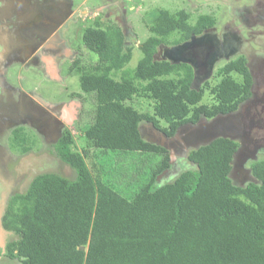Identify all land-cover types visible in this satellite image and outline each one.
Listing matches in <instances>:
<instances>
[{"label":"trees","instance_id":"16d2710c","mask_svg":"<svg viewBox=\"0 0 264 264\" xmlns=\"http://www.w3.org/2000/svg\"><path fill=\"white\" fill-rule=\"evenodd\" d=\"M188 15L157 11L134 67L127 66L132 49L117 25L82 29V43L97 56L95 64L77 68L80 89L95 100L82 132L87 145L151 154L157 162L127 195L93 168L99 158L86 147L73 149V136H64L56 153L72 176L39 174L10 197L2 218L12 234L4 243L7 257L19 264H264V158L252 160L240 181L231 172L239 144L220 136L189 150L191 165L160 184L156 177L169 166V152L140 131L146 122L172 137L200 115L226 114L249 96L242 55L223 61L216 80L199 90L191 87L190 65L155 56L172 32L179 35L175 43L199 33L201 22H215L204 18L192 26ZM206 91L211 105L200 103ZM138 96L152 101L151 114L130 103Z\"/></svg>","mask_w":264,"mask_h":264},{"label":"flooded vegetation","instance_id":"af4514ba","mask_svg":"<svg viewBox=\"0 0 264 264\" xmlns=\"http://www.w3.org/2000/svg\"><path fill=\"white\" fill-rule=\"evenodd\" d=\"M198 1L195 0L196 3ZM258 1L260 0H254L252 4L244 1L232 7L228 3L231 15L221 25H218V15L197 9L198 4L192 12L186 11L185 6L174 8L175 11L184 10L190 13L187 21L192 26H196L204 18H215L211 25L204 26L201 22V31L195 35L206 32L218 39V42L223 35H237L241 42L239 52L228 59L218 60L210 76L196 89L209 86L211 80H216L217 67L223 61L239 55L245 58L250 75V93L231 111H237L241 115L246 128L238 140H235L239 146L231 171L240 181L248 178H244L246 174L245 170H242L247 160H255L258 154L264 153V1L254 7ZM200 3H203V0ZM137 5L148 7L146 0H0V194L8 185L9 199L15 193L27 190L29 184L25 189L21 187L25 176L16 175V164L24 156L49 157L56 167L50 166L52 164L48 162L46 166L53 169L49 168L46 173L72 176L70 167L57 155L56 146L64 136L71 134L76 128L82 105L79 94L71 92L68 93L67 100L51 101L52 93L41 95L37 92L41 86L40 81L33 82L32 86L28 87L29 77L36 78L41 75L51 81L63 83L62 72L65 71L64 74L68 76L76 71L79 75L77 68L83 65H80L77 59L78 44H71V38H76L75 32L79 31V28H99L95 24L100 22L104 10L110 7L115 8L114 11L121 10V24L125 25L128 23L129 14H136V9L140 7ZM163 9L174 12L168 8ZM90 13H93V16ZM223 15L224 13H221L220 16ZM141 23L146 29L151 25L148 21ZM117 26L123 33L124 45H131V42L127 41L129 31ZM173 34L174 32L170 35ZM177 36L179 35L175 37ZM188 39L172 43L170 46ZM164 46L167 44L158 45L155 53L157 58L162 56ZM209 50L211 48L203 42L199 46L189 48L184 56L200 63L206 58ZM200 69L203 71V66H200ZM209 95L211 101L201 104L211 105L213 97L210 93ZM214 117L200 115L196 123ZM141 126L145 124H140V131ZM22 129L29 130L31 135L23 134ZM188 151L178 154H184L186 157ZM163 172L164 170L160 173Z\"/></svg>","mask_w":264,"mask_h":264},{"label":"rangeland","instance_id":"374dc122","mask_svg":"<svg viewBox=\"0 0 264 264\" xmlns=\"http://www.w3.org/2000/svg\"><path fill=\"white\" fill-rule=\"evenodd\" d=\"M184 1L185 2L182 3L181 0H146L148 7L145 8L142 5L141 6L137 5L140 7L136 9L137 10L136 14H134L133 16L129 14L128 23H125V25L121 24L122 16L120 15H123V13H120L121 10L117 9V11H114L115 8L110 7L107 10H104L103 15L101 16L102 21L100 20V22L96 23L95 26L105 29L107 26L119 25L121 28L124 27L129 31V34L127 36L128 37L127 41L131 42V45H129V47H131L132 49V58L130 62L127 64V66L134 67L138 59L142 55V47H141L143 45L142 43H144V41H146L147 37L150 35V32L148 31V29L143 27L141 25L142 24L141 22L148 21L149 23H152L154 16L159 9L168 8L171 11H173L175 7L179 8V7L185 6L186 11L192 12V10L196 8L195 7L196 4H198L197 9H202V11H209L213 15H218V21H219L218 25H221L231 15L227 7L228 3L232 7V6H238L239 3L244 2V1H247L250 4L254 2V0H239V1H236V0H203V3H204L203 4V3H200L201 0H199L197 3L195 2V0H184ZM263 1L264 0H260L256 2L254 4V7L258 3H261ZM209 5H211L210 8L208 7ZM221 13H224L223 17L220 16ZM90 15L93 16V13H90ZM81 31H82V28H79V31L75 32L74 35H76V38L75 37L71 38V44L73 43L78 44L77 59L79 61V64L88 67L97 62V58H96L97 56L92 51L87 49V47L82 43ZM177 34L178 33H174L173 35H170L166 39L168 41V43H166L167 46H170L172 44L171 39H174ZM248 52L249 54H251L249 49H248ZM64 72L61 73V75L63 76V80H64L63 83H59L58 81H54V80L51 81L40 75L36 78L29 77L28 84L30 86L28 87H31L33 82L35 83L36 81H40L41 86H39V89H37V92L41 95H47L49 93H52V96H50V98L52 99L51 101L67 100V98L69 97L68 93H71V92H77L79 94L78 98L81 101L82 105H81V110H80V115H79L80 117H79V120L77 121L76 128L73 129L71 133L74 138V144L72 148L77 151H80L83 147H86L87 149H89L90 154L93 155L95 159L99 158L96 161L97 164H95L93 168L95 169L99 168V170L102 169V172H104L105 178L108 181H111L112 183H114V185L118 189L123 190V192H125L127 195H132L133 192L137 189L138 185L140 184L141 179H142L141 177H145V178L148 177L150 171L152 170L151 166L155 165V163L157 162V159L156 160L153 159L151 157V154H146L147 156L144 154H139V153H129L127 155L126 154L117 155L112 152H104L92 146H88L85 138L82 136V132L92 122L94 104H95L94 96L93 94H90V93L89 94L84 93L80 89L79 75L76 71L69 73L68 76L65 75ZM213 82H214V79L211 80V84ZM210 98L211 97L209 93L205 92L200 103H205V102L209 103L211 101ZM130 103L140 112L149 113V114L152 113V101L147 99L146 97H139V96L134 97V99L131 100ZM143 123L146 126V127L141 126V129H142L141 132L143 136L144 137L151 136L152 134H151V129L149 127V123L141 122V124ZM159 123H160V126H164L165 124L163 120H160ZM149 129H150V132H149ZM157 130L158 132H161V130L159 129ZM22 132L23 134L31 135L30 131L27 129H22ZM259 158H264V153L258 154L257 159ZM172 162H173L172 166H171V163H169V166L165 170L170 169L171 173H174V176L181 169H184L187 166L191 165L190 163H188L184 155L183 157L181 155H177V157H175ZM250 162L251 161L247 160V162L242 166V170L243 169L245 170L244 172H246V169L247 167H249ZM163 177L161 176V173H159L156 177V179L158 180L160 184L165 181H170L173 176L169 174ZM8 200H9V197H8ZM1 225L3 229L2 231H0V264H19V260H17L16 258H9L7 257L5 253V248H4L3 243L5 242L6 239L12 238V234L10 231H7L3 227L2 220H1Z\"/></svg>","mask_w":264,"mask_h":264},{"label":"water","instance_id":"95a60500","mask_svg":"<svg viewBox=\"0 0 264 264\" xmlns=\"http://www.w3.org/2000/svg\"><path fill=\"white\" fill-rule=\"evenodd\" d=\"M217 40L218 39H214L212 35L210 36L206 32L200 35L192 34L188 40L172 46H164L162 48V56L159 58L168 60L173 64L183 62L191 65L193 69L191 87L197 89L199 84L210 76L218 60L222 58L228 59L236 52H239L238 47L241 42L239 41L238 36L223 35L220 42ZM203 42H205L206 46L209 49L211 48V50H209L206 54V58L203 59L202 62L199 63L194 61L192 58L184 56L185 52L189 48L194 45L199 46ZM215 48L216 50H214ZM200 66H203V71H201ZM149 126L151 128L152 135L149 137L146 136L145 138L150 142L161 145L169 150V163H171V166L173 164V159L177 157V155H184L178 154L179 152L186 153L189 149L209 144L212 140L220 136L238 140V137L246 130L243 125L241 115H239L237 111L219 114L211 120H202L196 124H185L179 127L172 137H168L163 132H158V130L151 124H149ZM48 162L52 164L53 160L49 157L41 155H28L22 157L16 164V175L25 176L21 187L25 189L26 186L32 182L35 176L46 173L49 168L53 169L52 167L46 166ZM50 166L56 167L55 164ZM169 174L174 177V173H171L170 169L164 170V172L161 173V176L163 177ZM9 194L10 189L8 185L0 194V231L3 229L1 220L5 213Z\"/></svg>","mask_w":264,"mask_h":264}]
</instances>
